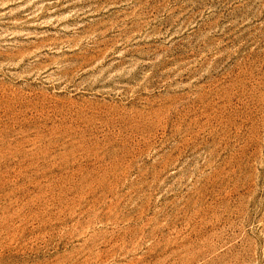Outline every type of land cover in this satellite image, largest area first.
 <instances>
[{
    "label": "rangeland",
    "instance_id": "1",
    "mask_svg": "<svg viewBox=\"0 0 264 264\" xmlns=\"http://www.w3.org/2000/svg\"><path fill=\"white\" fill-rule=\"evenodd\" d=\"M0 264H264V0H0Z\"/></svg>",
    "mask_w": 264,
    "mask_h": 264
}]
</instances>
